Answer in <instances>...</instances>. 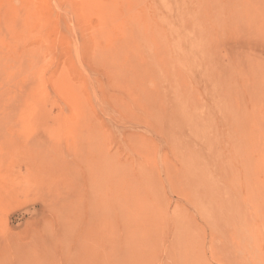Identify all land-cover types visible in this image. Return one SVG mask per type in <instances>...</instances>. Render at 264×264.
<instances>
[{"label":"rangeland","instance_id":"obj_1","mask_svg":"<svg viewBox=\"0 0 264 264\" xmlns=\"http://www.w3.org/2000/svg\"><path fill=\"white\" fill-rule=\"evenodd\" d=\"M263 6L0 0V264H264Z\"/></svg>","mask_w":264,"mask_h":264},{"label":"bare ground","instance_id":"obj_2","mask_svg":"<svg viewBox=\"0 0 264 264\" xmlns=\"http://www.w3.org/2000/svg\"><path fill=\"white\" fill-rule=\"evenodd\" d=\"M254 1H256V0H254ZM259 1H260V0H259ZM232 2H233V1H232ZM238 3H239V2H238ZM243 3H244V2H243ZM249 3H250V2H249ZM253 3H254V2H253ZM257 3H258V2H256V4H255V3H254V4L257 5ZM259 3H263V2L261 1V2H259ZM259 3H258V4H259ZM251 4H252V3H251ZM254 4H252V5H254ZM244 5H245V4H244ZM248 5H249V4H247V6H248ZM252 5H251V6H252ZM255 5H254V6H255ZM262 5H263V4H262ZM227 6H228V5H227ZM235 6H237V5H235ZM239 6H240V8H241V7L243 8V5H242V4L239 5ZM239 6H238V7H239ZM257 6H259V8H260V5H257ZM219 7H220V6H219ZM255 7H256V6H255ZM261 7H262V6H261ZM263 7H264V6H263ZM234 8H235V7H234ZM240 8H239V9H240ZM249 8H250V7H249ZM253 8H254V7H253ZM256 8H257L259 11L261 10V8H260V9H259L258 7H256ZM239 9H238V10H239ZM245 9H246V8H245ZM254 9H255V8H254ZM241 10H242V9H241ZM232 11H233V10H232ZM254 11H255V10H254ZM236 12H237V11H236ZM250 12H252V11H250ZM232 13H233V12H232ZM232 13H231V14H232ZM244 13H245V12H244ZM254 13H255V12H254ZM258 13H260V12H258ZM248 14H249V13H248ZM260 14H261V13H260ZM173 15H174V14H173ZM233 15H234V14H233ZM251 15H252V14H251ZM234 16H235V15H234ZM249 16H250V15H249ZM174 17H175V16H174ZM236 17H237V16H236ZM252 17H253V16H252ZM233 18H234V17H233ZM241 18H242V16H241ZM254 18H255V16L253 17V20H254ZM256 18H257V16H256ZM169 19L171 20L170 25L173 24L174 20L172 21V19H171L170 17H169ZM235 19H237V18H235ZM249 19H250V18H249ZM164 20H165V18H164ZM166 20H167V19H166ZM251 20H252V19H251ZM257 20H258V18H257ZM222 21H223V20H222ZM233 21H234V20H233ZM235 21H236V20H235ZM238 21L241 22L242 20L239 19ZM167 22H169V21H167ZM218 22H219V20H218ZM243 22H244V21H243ZM259 22H260V21H259ZM261 22L263 23V21H261ZM213 23H214V22H213ZM222 23H223V22H222ZM236 23H237V25L239 24V22H237V21H236ZM250 23H253V22L250 21ZM254 23H256V21H254ZM166 24H168V23H166ZM216 24H217V23H216ZM244 24H245V23H244ZM246 24H247V23H246ZM260 24H261V23H260ZM173 25L175 26V23H174ZM224 25H225V23H224ZM230 25H233V24L231 23ZM237 25H236V26H237ZM241 25H242V22H241ZM168 26H169V25H168ZM263 26H264V25H263ZM237 27H239V26H237ZM172 28H173V26H172ZM222 28H223V26H222ZM223 29H224V28H223ZM257 29H258V28H257ZM170 30H172V29H170ZM173 30H174V29H173ZM175 30H176V29H175ZM234 30H235V29H234ZM237 30H238V29H237ZM257 31H258V30H257ZM170 32H171V31H170ZM171 33H172V32H171ZM249 33H250V32H249ZM243 35H245V34L243 33ZM250 35L254 37L253 34H250ZM256 35H257V34H256ZM176 36H178L177 32H176ZM237 36H238V35H237ZM247 36H248V35H247ZM247 36H246V37H247ZM179 37H180V36H179ZM181 37H182V36H181ZM181 37H180V38H181ZM246 37H245V38H246ZM253 37H252V38H253ZM180 38H179V39H180ZM184 38H186L185 40H187V38H190V37H187V36L185 35ZM240 38H241V37H240ZM243 38H244V37H243ZM245 38H244V39H245ZM257 38H258V37H257ZM257 38H256V39H257ZM181 39H182V38H181ZM181 39H180V40H181ZM237 39L239 40V38H237ZM248 39H249V38H248ZM256 39L254 38V41H255ZM174 40H176V38H174ZM177 40H178V39H177ZM183 40H184V39H182V40L180 41L181 44H184V43L182 42ZM240 40H241V39H240ZM259 40H260V39H259ZM249 41H250V39H249ZM189 42H190V39H189ZM189 42H186V43H188V44H193L192 41H191L190 43H189ZM200 42H201V41H200ZM237 42H238V41H237ZM250 43H252V40H251ZM250 43H249V44H250ZM263 43H264V42H263ZM178 44H179V43H178ZM203 44H204V43H203ZM238 44H239V46H242V45H240V42H238ZM249 44H248V45H249ZM254 44H256V42H254ZM189 46H190V45H189ZM197 46H198V45H197ZM239 46H238V47H239ZM250 46H251V45H250ZM256 46H260V44H256ZM191 47L193 48L194 45H192V46H190V47H187V48H188V49H187L188 52H189V49H192ZM198 47H199V46H198ZM251 47H252V46H251ZM253 47H254V46H253ZM253 47H252L253 52H256V51H254V50H256L255 47H254V48H253ZM260 47H263V48H264V46H262V45H261ZM178 48L180 49V50L178 49L179 51H183V50H181L182 47L180 48V47L178 46ZM242 48H243V46H242ZM248 48H250V47H248ZM183 49H184V48H183ZM194 49H195V48H194ZM238 49H239V48H238ZM259 49H260V48H259ZM174 50H175V49H174ZM192 50H193V49H192ZM201 50H202V49H201ZM203 50H204V52H205L206 48H204ZM249 50H250V49H249ZM260 50H261V49H260ZM260 50H259V51H260ZM212 51H213V50H212ZM262 51H263V49H262ZM174 52H175V51H174ZM174 52L171 51L166 57H164V60H165V61H168V60L170 61L169 64H172L170 59H172V60L174 59V56L172 55V53H174ZM184 52H185V51H184ZM184 52H181V54L184 53ZM188 52H187V53H188ZM190 52H192V51H190ZM206 52H207V51H206ZM245 52H246V50H245ZM253 52L250 50V53H253ZM187 53H186V54H187ZM192 53H193V55L196 54V49H195V51H193ZM192 53H190V54L192 55ZM208 53H209V52H208ZM256 53H257V52H256ZM258 53H259V52H258ZM178 54H180V53L178 52ZM178 54H177V55H178ZM181 54H180V55H181ZM239 54H241V53H239ZM239 54H238V56H239ZM247 54H248V53H247ZM174 55H175V53H174ZM177 55H175V57H176ZM201 55H202V54H201ZM243 55H244V54H243ZM248 55L250 56L251 54H248ZM261 55H262V56H261L262 58H261V57H260V58L263 59L264 56H263V53H262V52H261ZM182 56H183V55H182ZM185 56H186V55H185ZM244 56H245V55H244ZM259 56H260V53H259ZM259 56H258V54H257V57H259ZM187 57H188V56H187ZM194 57H195V55H194ZM196 57H197V56H196ZM198 57H199V56H198ZM202 57H203V56H202ZM247 57H248V56H247ZM200 58H201V57H200ZM200 58H199V59H200ZM240 58H242V56H241ZM243 58H244V57H243ZM167 59H168V60H167ZM176 59H177V57H176ZM179 59H181L180 56H179ZM188 59H193V56H192V58H191V56H190ZM244 59H246V58H244ZM251 59H253V58H251ZM251 59H250V60H251ZM150 60H151V59H150ZM158 60H159V59H158ZM195 60L198 61V59H195ZM209 60H210V59H209ZM213 60H214V59H213ZM250 60H249V61H250ZM144 61H145V60H144ZM159 61L162 63V60H161V59H160ZM180 61H181V60H180ZM199 61H200V60H199ZM206 61H207V60H206ZM239 61H240V60H239ZM252 61H253V60H252ZM263 61H264V59H263ZM145 62H146V61H145ZM194 62H195V61H194ZM203 62H204V60H203ZM233 62H234V61H233ZM241 62H243V61L241 60ZM253 62H254V61H253ZM253 62H252V63H253ZM255 62H257V61H255ZM143 63H144V62H143ZM147 63H148V62H147ZM182 63H183V60H182ZM192 63H193V62H192ZM195 63H196V62H195ZM205 63H206V62H205ZM211 63H212V62H211ZM244 63H246V62L244 61V62L241 63V64H244ZM252 63H250V66H251ZM263 63H264V62H263ZM169 64L167 63V64H165V65H169ZM193 64H194V63H193ZM213 64H214V63H213ZM235 64H237V63L235 62ZM259 64H261V63L259 62ZM157 65H158V64H157ZM160 65H161V64H160ZM179 65H180V64H179ZM184 65H185V64H184ZM232 65H233V63H232ZM237 65H239V64H237ZM253 65H254V64H253ZM263 65H264V64H263ZM162 66H163V64H162ZM186 66H187V65H186ZM191 66H192V65H191ZM201 66H202V65H200V67H201ZM205 66H207V65H205ZM233 66H234V65H233ZM244 66H245V65H244ZM244 66H243V67H244ZM247 66H249V65L247 64ZM141 67H142V66H141ZM156 67H157V66H156ZM159 67H160V66H159ZM159 67H158V68H159ZM179 67H180V66H179ZM182 67H183V66H182ZM187 67H188V66H187ZM194 67H195V66H194ZM235 67H237V66L235 65ZM260 67H261V65H260ZM195 68H196V67H195ZM207 68H208V67H207ZM245 68H246V67H245ZM250 68H251V67H250ZM257 68H258V67H257ZM262 68L264 69V67H262ZM262 68H261V70H262ZM149 69H150V68H149ZM175 69H176V68H175ZM178 69H179V68H178ZM197 69H198V68H197ZM201 69H202V68H201ZM222 69H225V68H222ZM222 69H221V70H222ZM247 69L249 70V68H247ZM259 69H260V68H259ZM259 69H257V70H259ZM150 70H151V69H150ZM150 70H147V69H146L147 73L150 72ZM152 70H153V69H152ZM165 70H166V69H165ZM168 70H169V69H168ZM176 70H177V69H176ZM207 70H208V69H207ZM142 71H143V70L141 69V71H140L139 73L142 74ZM146 71H145V72H146ZM160 71H161V70H160ZM179 71H180V70H179ZM179 71L177 70V71H176V74H177V72H178V74H179V73H180ZM217 71H218V70H217ZM224 71H225V70H224ZM240 71H241V70H240ZM242 71H243V73H245L244 70H242ZM156 72H157V71H156ZM171 72H172V71H171ZM173 72H174V71H173ZM183 72H184V71H183ZM183 72H181V73H183ZM197 72H198V71H197ZM236 72H239V71H236ZM246 72H247V71H246ZM249 72H250V71H248V74H249ZM254 72H255V71H254ZM254 72H253V74H254ZM133 73L136 74L135 77L139 76V75H138V74H139L138 72H133ZM137 73H138V74H137ZM143 73H144V72H143ZM158 73H159V72H158ZM165 73H167V71H166ZM210 73H211V75L213 74L212 72H210ZM221 73H222V72H221ZM135 74H134V75H135ZM145 74H146V73H145ZM149 74H150V73H148L147 75H149ZM168 74L170 75V73H168ZM173 74H174V73H173ZM176 74H174V75H176ZM178 74H177V78H178V79L180 78V76H181L182 78L185 77V75H183V74H182V75L180 74V76H178ZM200 74H201V73H200ZM202 74H203V73H202ZM208 74H209V73H208ZM223 74H224V73L219 74V75H220V76H221V75L224 76ZM232 74H233V73H232ZM147 75H146V76H147ZM164 75H165V74H164ZM211 75H209V76H211ZM236 75H237V74H236ZM143 76H144V75H143ZM146 76H144V77H146ZM150 76H151V74H150ZM153 76H155V75H153ZM153 76L151 77L152 79L155 78V77H153ZM190 76H191V75H190ZM192 76H193V74H192ZM199 76H200V75H199ZM203 76H204V75H203ZM205 76H206V78H207V75H205ZM214 76H217V75H214ZM230 76H232V75H230ZM240 76H241V73H240ZM258 76H259V75H258ZM262 76H263V75H262ZM139 77H140V76H139ZM139 77H138V78H139ZM169 77H171V76H169ZM174 77H176V76H174ZM217 77H218V76H217ZM234 77H235V76H234ZM236 77H237V76H236ZM238 77H239V76H238ZM249 77H250V76H249ZM253 77H254V76H253ZM259 77H261V76H259ZM140 78H142V77H140ZM146 78H149V79H150L149 82H153V81H151L152 79H151L150 77H146ZM218 78H219V77H218ZM218 78H216L217 81H218ZM229 78H230V77H229ZM229 78H228V79H229ZM245 78H246V77H245ZM250 78H251V77H250ZM254 78H255V77H254ZM256 78H257V76H256ZM134 79H136V78H134ZM156 79H157V77H156ZM170 79H171V78H169V80H170ZM172 79H173V77H172ZM184 79H186V81H187V78H184ZM197 79H199V78L197 77ZM136 80H137V79H136ZM144 80H146V82L148 81L147 79H144ZM153 80H154V79H153ZM179 80H180V79H179ZM192 80H193V77H192ZM210 80H211V79H210ZM219 80H221V79H219ZM230 80H232V79H230ZM254 80H255V79H254ZM254 80H253V82L258 81V80H255V81H254ZM140 81H141V80H140ZM140 81H139V82H140ZM206 81H208V80H206ZM232 81H233V80H232ZM236 81H239V80L236 79ZM247 81H248V80H247ZM260 81L262 82L263 80L260 79ZM260 81H258L259 84L261 83ZM141 82L145 83V82L143 81V79H142ZM158 82H160V83L157 84ZM158 82H156V85H160V86H161V85H164L162 81L159 80ZM161 82H162V84H161ZM172 82H174V81H170V83H172ZM176 82H177V81H176ZM176 82H175V83H176ZM228 82H229V81H228ZM228 82H227V83L225 82V84L228 85ZM263 82H264V81H263ZM143 83L141 84V86L143 85ZM147 83H148V82H147ZM167 83H168V82H167ZM175 83H173V84H175ZM187 83H188V81H187ZM203 83H204V82H203ZM207 83H208V82H207ZM212 83H213V84L216 83L215 85L219 84V83H217L214 79H213V82L211 81V85H213ZM230 83H231V82H230ZM230 83H229V84H230ZM233 83H234V82H233ZM255 83H256V82H255ZM152 84L154 85L155 82H153ZM177 84H179V85L182 84V81H181V82L178 81ZM192 84H193V83H192ZM195 84H196V83H195ZM261 84L263 85L264 83H261ZM261 84H260V85H261ZM136 85H137V83H136ZM136 85H135V86H136ZM139 85H140V84H139ZM167 85H168V84H167ZM169 85H170V84H169ZM169 85H168V87H169ZM179 85H178V86H179ZM185 85H186V83H185ZM193 85H194V84H193ZM207 85H208V84H207ZM215 85H214V86H215ZM234 85H236V84L234 83ZM241 85H242V84H241ZM253 85L255 86V84H253ZM257 85H258V84H257ZM170 86H171V85H170ZM176 86H177V85H175V87H174V85H173L171 88H172V89H175ZM182 86H183V85H182ZM203 86H205V85H203ZM203 86H202V88H203ZM217 86L221 87L220 84L217 85ZM224 86H225V85H224ZM249 86H250V85H249ZM254 86H253L254 89L257 88L256 86H255V87H254ZM139 87H140V86H138V87L136 86V90H135V91H137V89L140 91V89H141L142 87H141L140 89H139ZM154 87H155V89H156V86H154ZM163 87H164V86H163ZM173 87H174V88H173ZM180 87H181V85H180ZM184 87H185V86H184ZM184 87H183V89H184ZM205 87H206V86H205ZM226 87H227V86H226ZM229 87H230V86H229ZM229 87H228V88H229ZM232 87H235V86H232ZM242 87H243V86H242ZM242 87H241V88H242ZM244 87H245V86H244ZM144 88H145V87H144ZM161 88H162V87H161ZM161 88H160V90H162ZM210 88H211V86H210ZM214 88H215V87H214ZM223 88H225V87H223ZM223 88H222V89H223ZM249 88H250V87H249ZM251 88H252V86H251ZM251 88H250V89H251ZM253 88H252V89H253ZM155 89H154V92L159 90V89H157V90H155ZM167 89H168V88H167ZM180 89H182V88H180ZM207 89H208V86H207ZM215 89H216V88H215ZM226 89H227V88H226ZM258 89H259V88H258ZM263 89H264V88H263ZM263 89H262V90H263ZM152 90H153V89H152ZM160 90L158 91L157 94H159ZM175 90H176V89H175ZM177 90H178V87H177ZM184 90H185V89H184ZM211 90H212V89H211ZM220 90H221V89H220ZM143 91L145 92L146 89H144ZM147 91H148V90H147ZM147 91H146V92H147ZM165 91H167V90H165ZM206 91H207V90H206ZM231 91H232V90H231ZM242 91H244V90L242 89ZM256 91H257V90H254L255 93H256ZM144 92L141 93V94H144ZM146 92H145V94H146ZM148 92H149V91H148ZM152 92H153V91H152ZM152 92L150 91L149 94H146V95H147V96H148V95H151ZM154 92L152 93L153 96L155 95ZM169 92H170V91H169ZM176 92H177V91H176ZM179 92H180V91H179ZM179 92H178V93H179ZM183 92H184V91H183ZM236 92H237V91H236ZM244 92H245V91H244ZM247 92H249L248 89H247ZM254 92H252V93L254 94ZM258 92H259V91H257V93H256V94H258V95H259L260 93H262V91H261L260 93H258ZM180 93H181V92H180ZM190 93H191V91H190ZM193 93H194V91H193ZM210 93H211V91H210ZM219 93H220V92H219ZM239 93H241V92L239 91ZM160 94H161V93H160ZM169 94H170V93H169ZM182 94H183V93H182ZM253 94H252V95H253ZM215 95H216V94H215ZM215 95H214V96H215ZM224 95H225V94H223V96H224ZM249 95L251 96V91L249 92V94H247V97H248ZM180 96H181V94H180ZM197 96H198V95H197ZM209 96H210V95H209ZM225 96H226V95H225ZM235 96L239 99V97L237 96V94L234 95V97H233L232 99L235 100V99H236ZM240 96H242V95H240ZM154 97H155V96H154ZM181 97H182V96H181ZM210 97H211V96H210ZM210 97H209V98H210ZM226 97H227V96H226ZM247 97H246V98H247ZM256 97L258 98L259 96L256 95ZM146 98H147V100H148V97H146ZM150 98H152V97H150ZM156 98H157V97H156ZM158 98H159V96H158ZM184 98H185V97H184ZM190 98H191V97H190ZM215 98H217V97H214L213 99H215ZM221 98H222V97H221ZM227 98H228V97H227ZM242 98H243V97H242ZM242 98H240V99L242 100ZM176 99H177V98H176ZM229 99H230V98H229ZM232 99H231V100H232ZM248 99H251V97H250V98L248 97ZM252 99H253V98H252ZM258 99H259L260 102L264 100L263 98H262L263 100H261V97L258 98ZM258 99H257V101H258ZM153 100H154V99L152 98V101H151V100H150V101L153 103ZM174 100H175V99H174ZM180 100H181V99H180ZM222 100H224V98H223ZM226 100H227V99H226ZM231 100H230V101H231ZM241 100H240V101H241ZM148 101H149V100H148ZM148 101H147V102H148ZM154 101H156V100H154ZM201 101H202V100H201ZM228 101H229V100H228ZM230 101H229V103H226V101H225V103L227 104L226 107L229 106V104H231V103L234 104L233 101H232L231 103H230ZM235 101H237V99H236ZM247 101H248V100H247ZM257 101H256V99H255V102H253V103H254V108L257 107V105H255V103H258V102H259V101H258V102H257ZM157 102H158V101H157ZM160 102H163V101H160ZM185 102H186V101H185ZM210 102H213V104H215L214 101H210ZM241 102H242V101H241ZM250 102H252V101L249 100V103H248V104H250ZM176 103H177V102H176ZM176 103H175V104H176ZM181 103H182V101H181ZM201 103H202V102H201ZM203 103H204V102H203ZM239 103H240V102H239ZM243 103H244V100H243ZM253 103H252V106H253ZM147 104H148V103H147ZM149 104H150V102H149ZM192 104H193V103H192ZM236 104H238V103H235L234 105H236ZM244 104H245V103H244ZM260 104H262V102H261ZM151 105H152V104H151ZM156 105H157V103H156ZM156 105H155L154 107H156ZM160 105H161V104H160ZM177 105H178V104H177ZM181 105H182V104H181ZM200 105H201V104H200ZM210 105H211V104H210ZM216 105H217V103H216ZM216 105H215V106H216ZM241 105H242V104H241ZM241 105H240V107H241ZM250 105H251V104H250ZM161 106H162V105H161ZM179 106H180V105H179ZM190 106H191V105H190ZM212 106H213V105H212ZM232 106H233V105H232ZM255 106H256V107H255ZM258 106H259V104H258ZM152 107H153V105H152ZM154 107H153V108H154ZM157 107H158V109H159L160 106H157ZM191 107H192V106H191ZM222 107H223V106H222ZM222 107H221V108H222ZM242 107H243V106H242ZM261 107H264V105L262 104ZM173 108H174V107H173ZM233 108L236 109V106H233ZM237 108H238V107H237ZM160 109H161V107H160ZM181 109H183V108H181ZM206 109H207V108H206ZM225 109H226V108H225ZM228 109H229V108H228ZM243 109H244V108H243ZM257 109H258V107H257ZM218 110H219V109H218ZM233 110H234V109H233ZM241 110H242V109H241ZM255 110H256V109H255ZM230 111H231V110H230ZM230 111H228V112H230ZM235 111H236V112H237V111H240V108H239L238 110H235ZM235 111H232V112H230V113H233V112L236 113ZM242 111H243L242 113L245 114L244 110H242ZM245 111H247V110L245 109ZM250 111H251V109H250ZM179 112H180V111H179ZM199 112H200V111H199ZM223 112H224V111H223ZM247 112H248V111H247ZM211 113H212V111H211ZM234 113H233V114H234ZM240 113H241V112H240ZM209 114H210V113H209ZM209 114H208V113L206 114V115H207V118H208L207 121H209V120L211 121V119H210L209 116H208ZM237 114H239V113L237 112ZM244 114H243V115H244ZM251 114H252V112H251ZM210 115H211V114H210ZM241 115H242V114H241ZM219 116H220V115H219ZM244 116H245V115H244ZM201 117H202V116H201ZM220 117H221V116H220ZM241 117H242V116H241ZM245 117H246V116H245ZM205 118H206V116H205ZM205 118H204V120H205ZM226 118H227V117H226ZM234 118H235V117H234ZM239 118H240V116H239ZM237 119H238V118H237ZM246 119H247V117H246ZM217 120H218V119H217ZM221 120H222V119H221ZM225 120H226V119H225ZM234 120H235V119H234ZM234 120H232V121H234ZM255 120H256V119H255ZM230 121H231V120H230ZM237 121H238V120H237ZM184 122H185V121H184ZM239 122H240V120H239ZM253 122H254V121H253ZM194 123H195V122H194ZM249 123H251V122H249ZM262 123H264V122H262ZM186 124H187V122H186ZM201 124H202V123H201ZM209 124H210V122H209ZM230 124H231V122H230ZM187 125H188V124H187ZM234 125H235V124H234ZM237 125H239V124H237ZM205 126H206V123H205ZM209 126H210V125H209ZM213 126H214V125H213ZM245 126H246V125H245ZM184 127H185V126H184ZM214 127H216V126H214ZM232 127H233V126H232ZM238 127H239V126H238ZM241 127H243V129H244V125L242 124V122H241ZM261 127H262V126H261ZM208 128H209V127H208ZM254 128H255V127H254ZM210 129H211V128H210ZM214 129H215V128H214ZM216 129H217V128H216ZM231 129L233 130V128H231ZM241 129H242V128H241ZM190 130H191V129H190ZM190 130H189V131H190ZM212 130H213V129H212ZM228 130H229V129H228ZM238 130H239V129H238ZM225 131H226V130H225ZM187 132H188V131H187ZM190 132H191V131H190ZM239 132H240V131H239ZM245 132H246V131H245ZM255 132H256V131H255ZM205 133H206V132H205ZM230 133H231V132H230ZM236 133H237V132H236ZM240 133H241V132H240ZM207 134H208V133H207ZM231 134H232V133H231ZM246 134H247V133H246ZM246 134H245V136H246ZM250 134H251V133L249 132V135H250ZM254 134H255V133H254ZM232 135H233V134H232ZM234 135H235V134H234ZM234 135H233V136H234ZM237 135H239V134L237 133ZM257 135H258V134H257ZM257 135H255V136H257ZM208 136H209V135H208ZM242 136L244 137V135H242ZM242 136H241V137H242ZM252 136H253V135H252ZM261 136H263V134H262ZM223 137H224V136H223ZM247 137H248V135H247ZM253 137H254V136H253ZM199 138H200V137H199ZM219 138H220V137H219ZM225 138H226V137H225ZM249 138H250V137H249ZM260 138H261V137H260ZM250 139H251V138H250ZM257 139H258V137H257ZM261 139H262V144H261V145H262L263 148L260 146V143H261V142H260L259 144H258V142H256L257 144L254 145V146H255V149H259V153H260L259 155H262L261 152H262V153L264 152V143H263L264 141H263V137H262ZM200 140H201V139H200ZM211 140H212V139H211ZM213 140H214V139H213ZM215 140H216V139H215ZM234 140H235V139H234ZM244 140H245V139H244ZM217 141H218V140H217ZM242 141H243V140H242ZM249 141H250V140H249ZM257 141H258V140H257ZM260 141H261V140H260ZM240 142H241V141H240ZM240 142H239V143H240ZM245 142H246V140H245ZM223 143H224V142H223ZM229 143H230V142H229ZM235 143H236V142H235ZM239 143H238V144H239ZM241 143H242V142H241ZM242 144H243V143H242ZM251 144H253V143H251ZM208 145H209V144H208ZM239 145H240V144H239ZM209 146H210V145H209ZM237 146H238V145H237ZM247 146H248V145H247ZM249 146H250V145H249ZM197 147H199V146H197ZM229 147H230V146H229ZM241 147H242V145H241ZM241 147L239 146L240 149H241ZM194 148H195V147H194ZM223 148H225V147H223ZM242 148H243V147H242ZM237 149H238V148H236V150H237ZM245 149H246V148H245ZM253 149H254V148H253ZM260 149H261V150H260ZM243 150H244V149H243ZM246 150H247V149H246ZM246 150H245V152H246ZM198 151H199V150H198ZM226 151H227V150H226ZM238 151H239V150H238ZM260 151H261V152H260ZM207 152H208V151H207ZM205 153H206V152H205ZM240 153H241V152H240ZM246 153H247V152H246ZM196 154H197V153H196ZM196 154H195V155H196ZM208 154H209V152H208ZM244 154H245V153H244ZM244 154L240 157V159H241V158L243 159L244 157L246 158V157L248 156V155L245 156ZM248 154H249V150H248ZM251 154H253V153H251ZM263 154H264V153H263ZM257 155H258V153H257ZM207 156H208V155H207ZM237 156H238V155H237ZM262 156H263V155H262ZM210 157H211V156H210ZM238 157H239V156H238ZM263 157H264V156H263ZM199 158H200V157H199ZM202 158H203V157H202ZM248 158H249V157H248ZM246 159H247V158H246ZM250 159H251V158H250ZM260 159H261V162H262V158H260ZM192 160H193V159H192ZM201 160H202V159H201ZM244 161H245V160H244ZM191 163H192V162H191ZM242 163L245 164V162H243V161L240 162V164H242ZM196 164H197V163H196ZM198 165H199V164H198ZM212 165H213V164H212ZM250 165H251V164H250ZM263 165H264V160H263ZM245 166H246V164H245ZM110 167H111V166H110ZM250 167H252V166H250ZM260 167H261V166H260ZM253 168H254V167H253ZM263 168H264V166H263ZM112 169H113V168H112ZM114 170H115V169H114ZM114 170H113V171H114ZM202 170H203V169H202ZM263 171H264V169H263ZM115 172H116V171H114V173H115ZM206 173H207V172H206ZM215 174H216V173H215ZM93 175H94V174H93ZM209 177H210V176H209ZM102 178H104V177L102 176ZM202 178H203V174H202ZM224 178H225V177H224ZM213 179H214V178H213ZM197 180H198V179H197ZM225 180H227V179H225ZM255 180H256V179H255ZM100 181H101V180H99V182H100ZM212 181H213V180H212ZM261 181H262V180H261ZM237 182H238V181H237ZM249 182H250V181H249ZM262 182H263V181H262ZM197 183H198V182H197ZM256 183H257V182H256ZM251 184H252V183H251ZM260 184H261V183H259V185H260ZM112 185H113V183H112ZM244 185H245V184H244ZM259 185H257V188H258ZM261 185H262V184H261ZM261 185H260L259 187H261ZM114 186H115V185H114ZM210 186H211V185H210ZM245 186H247V185H245ZM248 186H249V185H248ZM263 186H264V185H263ZM203 187H204V186H203ZM261 188H262V187H261ZM201 189H202V188H201ZM257 190H258V189H257ZM225 191H226V190H225ZM258 191H260V190H258ZM261 191H262V190H261ZM212 192H213V190H212ZM221 192H222V191H221ZM226 194H227V192H226ZM258 194H259V192H258ZM251 195H252V194H251ZM259 196H260V194H259ZM259 196H258V197H259ZM228 197H229V195H228ZM253 197H254V196L252 195L251 198H253ZM223 198H224V197H223ZM254 198H255V197H254ZM206 199H207V197H206ZM255 199H257V198H255ZM234 200H235V199H234ZM248 200H249V199H248ZM252 200H253V199H251V201H252ZM200 201H202V200L200 199ZM231 201H232V200H231ZM235 201H236V200H235ZM249 201H250V200H249ZM253 201H254V200H253ZM255 201H256V200H255ZM260 201H262V200H260ZM236 202H237V201H236ZM262 202H263V201H262ZM232 204H233V203H232ZM262 205H263V203H262ZM262 205H261V206H262ZM141 206H142V205H141ZM221 208H222V207H221ZM260 208H261V207H260ZM263 208H264V207H263ZM146 209H149V206H148ZM239 209H240V208H239ZM261 210H262V209H261ZM263 210H264V209H263ZM226 211H227V210H226ZM261 212H262V211H261ZM112 215H113V214H112ZM208 215H209V214H208ZM238 215H239V214H238ZM113 216H114V215H113ZM262 220H263V219H262ZM262 225H263V224H262ZM216 226H217V225H216ZM241 226H242V225H241ZM216 228H217V227H216ZM216 228H215V229H216ZM262 230H263V228H262ZM262 230H261V231H262Z\"/></svg>","mask_w":264,"mask_h":264}]
</instances>
